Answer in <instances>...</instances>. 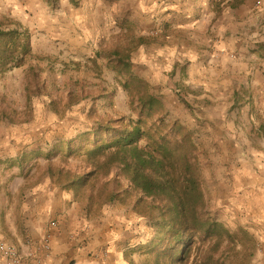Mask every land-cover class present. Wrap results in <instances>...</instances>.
Here are the masks:
<instances>
[{"label":"rangeland","instance_id":"1","mask_svg":"<svg viewBox=\"0 0 264 264\" xmlns=\"http://www.w3.org/2000/svg\"><path fill=\"white\" fill-rule=\"evenodd\" d=\"M41 1V8H35L19 0H0V25L9 29L16 26L27 28L33 35V51L40 57L0 80V161L5 162L0 165L2 213L38 216L44 204H40V200L45 199L53 204L52 209L59 210L60 194L56 192L60 190L72 201L69 206L73 202L82 204V209L88 210L93 219L103 207L126 213L125 219L131 217V222L136 212L141 215L140 224L143 222L144 230L140 231L155 235L154 239L159 238L160 210L152 209L151 200L147 199L138 207L136 198L139 199L140 195L133 192L128 193L129 197L123 193L125 189L130 192L131 187L118 170L94 178L96 182L92 180L78 196L76 191L60 187L52 171L64 169L84 177L89 169L82 159L64 161L62 155L56 153L50 159L41 157L29 162L24 169L9 168L6 163L24 152L34 150L47 154L62 141L78 139L95 127L97 118L91 115L94 108L103 118L117 120L131 116L128 96L109 68L107 54L144 37L148 44L132 54L135 72L151 83L152 92L160 100V97L165 99L162 100L171 119L180 120L194 131L202 153L205 214L232 232L246 229L256 241L254 252L229 254L226 264H264V170L255 166V156L247 147L240 146L239 152L229 150L222 155L214 131H208L198 112V104L204 101H229L230 104L240 101L242 105L226 108L228 118L232 112L244 107L249 108L250 113H256L251 101L257 99L247 87L239 90L220 88L215 92L223 98L210 99L205 91L182 85V80L188 78V69L195 68L198 73L205 60L204 51L208 49L205 47L206 29L199 31L197 27L182 24V21L169 25L165 20L158 27V20L166 14H156L148 6L142 8L138 0H79L78 7L69 0H58L56 9L46 0ZM258 3L254 4L256 8L261 6ZM212 11L215 14L221 12ZM43 12L46 18L53 17L57 21L55 27L61 34L55 36L56 39L51 36V28L41 26ZM81 12L86 15V24L78 22L77 15ZM44 36L53 42L46 44V48L42 41ZM177 70L181 73L178 74ZM178 75L180 82H176ZM28 93L33 98L29 106ZM251 103L253 106L250 107L248 104ZM173 105L182 112L179 113ZM192 118L194 126L189 124ZM262 119L264 123V117ZM261 130L264 133V127ZM245 135L242 139L251 138L253 132L245 130ZM111 196L117 199H109ZM35 204H40V208ZM54 219L48 221L49 227ZM140 257L147 263L148 256L143 250H140Z\"/></svg>","mask_w":264,"mask_h":264},{"label":"trees","instance_id":"2","mask_svg":"<svg viewBox=\"0 0 264 264\" xmlns=\"http://www.w3.org/2000/svg\"><path fill=\"white\" fill-rule=\"evenodd\" d=\"M46 1L56 9L58 0ZM69 2L79 6V0ZM5 27L0 25V80L40 59L33 51V35L27 28ZM146 44L148 40L142 37L107 54L108 66L128 96L131 116L103 118L94 108L91 115L97 118L95 127L78 139L62 141L47 154L24 152L6 161L7 165L24 169L29 162L50 159L56 153L64 161L82 159L89 169L84 177L64 169L52 171L60 187L74 190L78 196L94 178L118 170L131 187L130 192L125 189L123 193L140 195L136 198L138 207L145 199L151 200L149 206L161 213L159 238L143 250L148 256L146 264H226L229 254L254 252L256 241L246 229L232 232L205 214L202 153L194 131L171 119L165 103L152 92L151 83L135 72L133 51ZM259 48L264 52V45ZM32 100L28 93V106ZM4 163L0 161V165Z\"/></svg>","mask_w":264,"mask_h":264},{"label":"crops","instance_id":"3","mask_svg":"<svg viewBox=\"0 0 264 264\" xmlns=\"http://www.w3.org/2000/svg\"><path fill=\"white\" fill-rule=\"evenodd\" d=\"M19 1L35 8H41L43 4L41 0ZM239 1L240 4L237 0H138V3L142 8L150 7L156 14H166L158 20V27L165 20L169 25L182 21V24L197 27L199 31L206 29L208 39L205 47L208 49L204 51L205 60L198 73L195 68L188 69V78L182 80V85L203 90L210 99L223 98L216 90L250 88L253 98L257 99L251 101L256 113H250V109L244 107L232 112L231 118H228L226 108L234 104L242 105L240 101L231 104L229 101H204L198 104V112L204 118L203 125L207 126L208 131H214L222 155L229 150L231 153L239 152L240 146L247 147L249 153L255 156V166L264 170V133L261 130L264 127V53L259 50L264 45V0ZM256 2H261V6L256 8ZM99 9L96 8L97 12ZM214 9L221 12L212 13ZM44 13L40 17L44 18L41 26L51 28V36L56 39L55 36L61 34L55 27L57 21L53 17L46 18ZM85 16L83 12L77 15L78 22L86 24ZM42 41L46 48L50 37L44 36ZM180 80L178 75L176 82ZM252 103L248 105L251 107ZM172 107L182 112L181 108ZM189 124L194 126L193 118ZM245 130L253 132L251 138L247 136L242 139L246 136ZM56 194H60L59 210L52 209L53 204L46 199L40 200V204L44 202L43 210L34 217L21 212L3 214L0 210V264H8L3 254V250L8 248L15 249L21 257L32 254L25 264L146 263L140 257V250L150 245L155 235L143 231L140 214L135 212L131 222V217L130 220L125 219L126 213L124 215L122 211L103 207L97 218L93 219L88 210L82 209V204L73 202L69 206L72 201L65 193L58 190ZM40 204L35 206L40 208ZM53 218L52 223L56 222L57 225L49 227L48 221ZM45 239L50 242V251H38Z\"/></svg>","mask_w":264,"mask_h":264},{"label":"built area","instance_id":"4","mask_svg":"<svg viewBox=\"0 0 264 264\" xmlns=\"http://www.w3.org/2000/svg\"><path fill=\"white\" fill-rule=\"evenodd\" d=\"M261 3L259 2L258 5ZM52 226L55 227L56 223H52ZM51 249V245L49 240H45L42 245H39L38 251L41 252H48ZM3 254L5 256V260L8 262V264H25L27 261V258H30L32 254L26 255L25 257H21V254L18 253L13 248H8L3 250Z\"/></svg>","mask_w":264,"mask_h":264}]
</instances>
